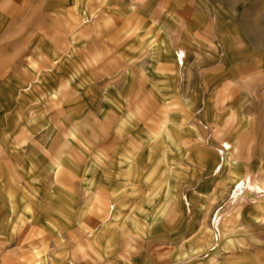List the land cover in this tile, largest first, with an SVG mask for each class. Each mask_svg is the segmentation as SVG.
I'll return each mask as SVG.
<instances>
[{
	"label": "rangeland",
	"instance_id": "374dc122",
	"mask_svg": "<svg viewBox=\"0 0 264 264\" xmlns=\"http://www.w3.org/2000/svg\"><path fill=\"white\" fill-rule=\"evenodd\" d=\"M244 178L264 0H0V264H264Z\"/></svg>",
	"mask_w": 264,
	"mask_h": 264
},
{
	"label": "crops",
	"instance_id": "0c3cea01",
	"mask_svg": "<svg viewBox=\"0 0 264 264\" xmlns=\"http://www.w3.org/2000/svg\"><path fill=\"white\" fill-rule=\"evenodd\" d=\"M78 5H79V2L78 1H76L75 2V5H74V7H75V10L76 9H78L77 7H78ZM84 17V16H83ZM78 19H80V17L78 18ZM81 22V20H79V23ZM88 93V92H87ZM84 94V93H83ZM162 130L164 131V129H165V123L163 122L162 123ZM123 162H125V163H132L133 162V157L131 156V155H126L125 157H124V161ZM229 162V161H228ZM249 178H244L242 181L241 180H238V181H236L235 182V185L237 186V188L236 187H233L232 189L234 190L235 189V191H234V195H237L236 196V198H237V201H238V206H237V208H236V210L237 211H239L240 210V208L242 207V204L244 203V202H248V201H250V198H251V196L255 193H258V192H262V191H264V186H261V185H258L257 183H255V182H250L249 180H248ZM236 193V194H235ZM234 197V196H233ZM235 198V197H234ZM230 200H232V198H227L226 200H225V202H226V205H228V206H230L229 205V203H230ZM187 252H185V251H182L181 253H179V257L182 259V260H185V258H186V256H187Z\"/></svg>",
	"mask_w": 264,
	"mask_h": 264
}]
</instances>
